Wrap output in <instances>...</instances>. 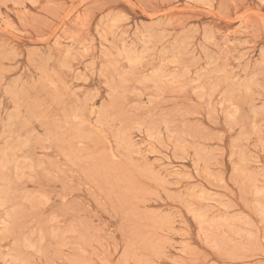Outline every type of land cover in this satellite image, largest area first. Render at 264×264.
<instances>
[{"label": "rangeland", "instance_id": "obj_1", "mask_svg": "<svg viewBox=\"0 0 264 264\" xmlns=\"http://www.w3.org/2000/svg\"><path fill=\"white\" fill-rule=\"evenodd\" d=\"M0 264H264V0H0Z\"/></svg>", "mask_w": 264, "mask_h": 264}, {"label": "bare ground", "instance_id": "obj_2", "mask_svg": "<svg viewBox=\"0 0 264 264\" xmlns=\"http://www.w3.org/2000/svg\"><path fill=\"white\" fill-rule=\"evenodd\" d=\"M190 72V71H189ZM81 73V72H80ZM147 135H148V133H147ZM162 135V134H161ZM110 150V149H109ZM199 216V215H198ZM200 217V216H199ZM20 262V261H19Z\"/></svg>", "mask_w": 264, "mask_h": 264}]
</instances>
